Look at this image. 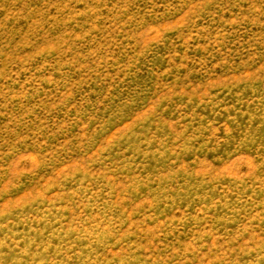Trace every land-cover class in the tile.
<instances>
[{
	"label": "rangeland",
	"instance_id": "rangeland-1",
	"mask_svg": "<svg viewBox=\"0 0 264 264\" xmlns=\"http://www.w3.org/2000/svg\"><path fill=\"white\" fill-rule=\"evenodd\" d=\"M0 264H264V0H0Z\"/></svg>",
	"mask_w": 264,
	"mask_h": 264
}]
</instances>
